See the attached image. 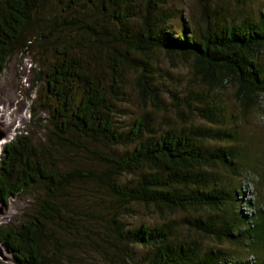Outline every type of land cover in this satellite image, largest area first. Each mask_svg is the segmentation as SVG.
Returning a JSON list of instances; mask_svg holds the SVG:
<instances>
[{"label": "trees", "instance_id": "trees-1", "mask_svg": "<svg viewBox=\"0 0 264 264\" xmlns=\"http://www.w3.org/2000/svg\"><path fill=\"white\" fill-rule=\"evenodd\" d=\"M215 1L199 0L201 29L174 35L160 0H0V83L16 49L40 41L38 52L55 55L38 73L46 147L27 132L1 156L0 204L32 198L0 225L10 259L0 264H77L75 253L89 251L108 264H264V165L216 101L232 89L244 117L264 101V10L223 21ZM157 51L191 61L200 87L184 98L171 92L175 124L167 115L155 124L165 108L150 61ZM130 75L142 113L123 125L116 114ZM59 151L84 161H57ZM247 181L259 191L257 205L244 203L252 214L242 209ZM137 207L163 222L128 223Z\"/></svg>", "mask_w": 264, "mask_h": 264}, {"label": "rangeland", "instance_id": "rangeland-1", "mask_svg": "<svg viewBox=\"0 0 264 264\" xmlns=\"http://www.w3.org/2000/svg\"><path fill=\"white\" fill-rule=\"evenodd\" d=\"M213 10L217 11V15L223 21H231L233 17H236V22H242L247 18L258 19L264 10V0H216L212 4ZM159 13L165 20H168L166 28L174 35L180 34L186 28L194 31L203 27V11L199 0H160ZM46 15L38 24L34 25L38 32L47 30L48 24H45V19H49V16ZM223 16L226 20H224ZM60 36L63 42L69 40L68 36L63 34ZM36 43L38 44L26 50L16 49L10 56L7 67L2 74L0 83V160L4 146L17 136L27 132L33 133L38 143L40 142L42 147H46V137L49 130L48 122H43V126H41L37 120L39 118L42 120L48 119L50 114L47 107H43V105H47V101L42 90L44 82L39 79L38 73L45 71L55 61V55L53 51H48L47 53L38 52V46L42 45V43L40 41ZM150 61L154 65L156 79L162 92L163 106L165 107L160 112L163 114L155 115V124L160 126L164 115L172 119L173 124H175L176 119L173 116L175 113L171 107L173 100L171 92L179 98H184L188 91L194 90L196 92L200 90L193 78L191 61H184L179 56L168 58L160 51L153 53L150 56ZM127 81L129 83L127 90L129 93L128 102L121 104L116 114L118 122L123 125H127L133 118L142 113L141 106L132 87L133 76H128ZM216 101L226 108L228 118H231L232 113L236 115L235 121L239 130L241 145L247 146L251 151H256L264 165V101L256 109H253L247 117L242 116L237 109L232 89L227 88L222 91L221 95L216 97ZM34 120L37 123H34ZM163 122H166V120ZM194 123L204 125L199 120ZM52 154L57 161L62 158L66 161L67 159L72 162L76 161V163L84 161L81 159L84 157L83 154L70 153L66 156L67 158L62 151L53 152ZM239 180L237 179L233 184L238 185ZM242 194L241 198L244 201L242 203L243 211L246 214L254 213L252 206L254 207L255 203L257 205V202L260 201L259 191L256 190L255 183L247 181L242 188ZM31 198L29 195H24L19 199H12L6 207L0 205V225L13 223L21 215L23 208ZM245 202H250L252 206L245 207ZM125 220L134 225L140 223L158 225L163 222L160 215L153 214L143 207L135 208V212L125 217ZM225 248L232 249V251L240 249L229 245H225ZM240 250L247 254L243 249ZM75 255L79 259L77 264H108L102 255L97 252L89 251L88 254L79 252L75 253ZM0 260L8 262L9 256L6 254L4 258L0 256Z\"/></svg>", "mask_w": 264, "mask_h": 264}, {"label": "water", "instance_id": "water-1", "mask_svg": "<svg viewBox=\"0 0 264 264\" xmlns=\"http://www.w3.org/2000/svg\"><path fill=\"white\" fill-rule=\"evenodd\" d=\"M0 205L3 206V207H6V205H4L3 203H1ZM5 254L6 253H5L4 249H3V247L0 245V256L2 258H4ZM8 262H10V259L8 260Z\"/></svg>", "mask_w": 264, "mask_h": 264}]
</instances>
